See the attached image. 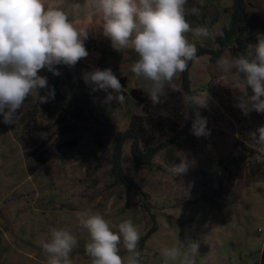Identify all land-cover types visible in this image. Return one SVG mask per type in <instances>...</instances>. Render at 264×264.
I'll use <instances>...</instances> for the list:
<instances>
[{"label":"rangeland","instance_id":"374dc122","mask_svg":"<svg viewBox=\"0 0 264 264\" xmlns=\"http://www.w3.org/2000/svg\"><path fill=\"white\" fill-rule=\"evenodd\" d=\"M247 1L255 24H264V0ZM89 2L44 0L46 8H61L78 30L88 31L87 58L71 68L55 65L60 75L47 68L38 72L47 77L50 89L59 80L57 91L67 103L54 96L37 104L29 97L16 124H5L0 115V264H48L38 241L47 238L51 228L67 229L77 238L72 264H91L84 253L90 236L74 214L81 209L99 212L113 231L127 219L141 237L156 226L144 248L138 249L144 264H162L163 249L186 245L190 239L200 246L197 264H260L264 152L252 146L248 134L264 125V113L245 115L237 107L244 89L219 71L209 55L199 57L189 71L190 88L192 94L208 93V106L200 111L210 135L196 137L189 129L146 167L135 166L130 142L126 143L122 168L145 197L114 184L110 159L117 133L139 127L145 140L155 134L152 140L157 142L171 134L173 124H185L190 110L182 94L171 91L165 99L170 121L156 119L150 105L138 106L131 95L132 90L144 91V82L131 72L138 54L112 48L102 33V15L91 13ZM232 5L233 0H188L187 7L202 12L200 17L188 15V22L210 31L202 41L186 33L189 41L197 48L217 50L216 39L229 25ZM256 34L248 45L256 43ZM248 45L244 54L252 51ZM226 54L235 56L231 49L222 53ZM94 68L112 69L124 87L122 103H105L107 93L85 83L84 74ZM245 91L253 94L250 87ZM185 156L195 163L186 174L174 177L169 166ZM119 247L127 264L123 244Z\"/></svg>","mask_w":264,"mask_h":264},{"label":"clouds","instance_id":"9594fccd","mask_svg":"<svg viewBox=\"0 0 264 264\" xmlns=\"http://www.w3.org/2000/svg\"><path fill=\"white\" fill-rule=\"evenodd\" d=\"M187 5L188 0H90L87 7L91 13L102 15V33L113 49L122 52L130 48L138 54L131 72L144 82V93L152 104L162 103L169 91L181 93L186 106L196 109L192 134L207 137V119L199 109L207 108L208 93H187L178 82L190 63L199 61V49L185 34L191 33L201 41L210 36L206 26L193 28L188 22V15L200 17L202 12ZM87 39V30H78L61 8H46L44 0H0V115L5 124L17 123L19 110L29 97L37 104L54 99L47 77L38 72L47 68L60 75L55 65L74 67L89 55ZM248 48L252 51L221 55L216 60L217 69L232 76L244 89L237 107L245 115L251 111L264 113V33H257L256 43ZM83 79L93 91L107 93L105 103L124 101V87L111 68H94ZM249 87L252 95L245 91ZM42 89L46 90L44 95L40 94ZM248 135L252 146L264 152V125ZM194 163L185 156L178 164H171L169 172L174 177L182 176ZM74 214L90 236L84 253L91 264H125L121 243L127 264H144L143 253L138 250L141 233L131 219L123 220L113 231L99 212L81 209ZM38 244L48 256V264H72L71 253L78 247L77 238L69 230L57 228H51ZM199 247L190 239L186 245L165 248L161 251L162 264L177 260L179 264H197Z\"/></svg>","mask_w":264,"mask_h":264},{"label":"trees","instance_id":"16d2710c","mask_svg":"<svg viewBox=\"0 0 264 264\" xmlns=\"http://www.w3.org/2000/svg\"><path fill=\"white\" fill-rule=\"evenodd\" d=\"M229 11V25L223 29V35L216 39L219 48L217 50H208L199 47V57L209 55L210 61L212 63H216L217 58L220 57L226 49L233 50L235 55L244 54L250 41V36L258 33L259 30L264 29V24H260L258 26L255 24L247 0H233V5ZM192 64L193 63H190L188 70L183 73L178 80V82L182 83V87L187 93H192L189 79V71ZM58 82V79L54 80V86L52 88L55 91L54 96L63 99L57 91ZM131 95L136 100L138 106L145 107L146 105H150V107H154L157 112L156 119H159V121L171 120L168 118L170 116L168 114L169 110L165 100L166 97L162 98V103L154 105L148 99L144 91L132 90ZM63 102L67 103V100L63 99ZM189 110V120L180 126L179 124H173L175 127L171 130V134H167L163 138L158 139L157 142L152 140L155 134L150 136L149 140H145L143 138L144 130H142V128L140 129L139 127L137 128L132 126L125 131L117 133L113 138V147L110 159V175L114 181V184L124 187L132 195L145 197V194L131 180V178L122 168V149L124 145L130 142V154L136 167L150 166L152 164L153 158L159 152L169 149L182 137L186 131L191 129L192 121L194 119V111L196 109L194 106H189ZM199 112L201 115L200 109ZM136 118L137 117L134 119ZM155 231L156 226L153 225L150 230H148L147 233L141 237L138 247L139 250L144 248L146 241ZM260 264H264V248Z\"/></svg>","mask_w":264,"mask_h":264}]
</instances>
